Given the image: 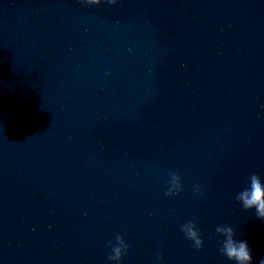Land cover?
<instances>
[{"label": "water", "instance_id": "95a60500", "mask_svg": "<svg viewBox=\"0 0 264 264\" xmlns=\"http://www.w3.org/2000/svg\"><path fill=\"white\" fill-rule=\"evenodd\" d=\"M253 174L264 0H0V264H234L229 226L258 264Z\"/></svg>", "mask_w": 264, "mask_h": 264}, {"label": "clouds", "instance_id": "9594fccd", "mask_svg": "<svg viewBox=\"0 0 264 264\" xmlns=\"http://www.w3.org/2000/svg\"><path fill=\"white\" fill-rule=\"evenodd\" d=\"M104 0H87L89 5H100ZM112 4L118 3V0H109ZM168 180L167 195H173L184 190L182 178L178 172H170ZM194 190L198 195H203V190L200 185H195ZM236 200L242 203V207L246 210L255 209V214L258 219L264 220V178L260 175L253 174L250 177V183L241 192L236 195ZM182 232L186 238L193 242L194 247L203 249L204 240L201 235L200 228L191 221L182 226ZM217 233H222V247L220 252L225 255L234 264H254L253 255L247 240L235 239V232L229 226L225 228H217ZM112 251L109 254V260L115 264H122L123 258L129 250V245L126 243L123 236H117V242L113 244L109 242ZM114 253V254H113ZM163 260V257H160ZM258 264H264V258H261Z\"/></svg>", "mask_w": 264, "mask_h": 264}]
</instances>
